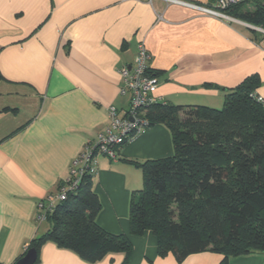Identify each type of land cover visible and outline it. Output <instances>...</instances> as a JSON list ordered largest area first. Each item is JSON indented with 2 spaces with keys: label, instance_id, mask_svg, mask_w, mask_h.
Listing matches in <instances>:
<instances>
[{
  "label": "crops",
  "instance_id": "obj_1",
  "mask_svg": "<svg viewBox=\"0 0 264 264\" xmlns=\"http://www.w3.org/2000/svg\"><path fill=\"white\" fill-rule=\"evenodd\" d=\"M191 1L211 6V0ZM250 25L163 0H0V264H15L50 228L36 220L38 202L57 191L73 161L107 129L109 107H128L119 68L135 60L138 42L151 54L155 95L174 105L220 108L226 89L252 74L264 98V35ZM116 153L96 157L93 182L100 225L132 240L127 264H219L220 253L180 262L173 253L158 254L153 232L130 234L131 197L143 187L134 161L172 156L169 128L153 125ZM124 260L119 252L94 264ZM35 264L89 263L48 241ZM229 264H264V254Z\"/></svg>",
  "mask_w": 264,
  "mask_h": 264
},
{
  "label": "trees",
  "instance_id": "obj_2",
  "mask_svg": "<svg viewBox=\"0 0 264 264\" xmlns=\"http://www.w3.org/2000/svg\"><path fill=\"white\" fill-rule=\"evenodd\" d=\"M248 1L227 11L264 28V0H254L253 8L245 7ZM258 85L259 76L252 74L226 89L220 108L165 101L145 109L149 128H169L174 153L134 161L142 170L143 187L131 197L130 234L153 232L159 255L173 253L181 262L190 254L211 251L223 255L219 264H229L233 257L264 254V103L258 99ZM101 209L93 175L86 174L77 190L49 213L50 228L34 237L28 249L39 253L52 241L89 264L119 252L127 264L132 240L101 226Z\"/></svg>",
  "mask_w": 264,
  "mask_h": 264
},
{
  "label": "built area",
  "instance_id": "obj_3",
  "mask_svg": "<svg viewBox=\"0 0 264 264\" xmlns=\"http://www.w3.org/2000/svg\"><path fill=\"white\" fill-rule=\"evenodd\" d=\"M152 1V0H150ZM167 4H179L213 16L226 22H243L230 14L227 9L245 0H217L216 5L208 6L191 0H163ZM264 35V28L250 25ZM151 54L144 40L137 44V53L133 62L119 68L122 84L120 95L129 98L128 107L120 112L114 105L109 107L110 124L100 133L97 140L87 145L73 161L70 172L64 178L56 192L48 194L37 205L36 220L41 223L47 220L55 206L75 192L86 174L97 172V156L107 155L111 159L117 157L116 148L133 141L149 128L150 121L145 116V109L153 104L164 103L162 97L155 95L159 80L150 66ZM264 103V98L258 96ZM25 246V251L28 250Z\"/></svg>",
  "mask_w": 264,
  "mask_h": 264
},
{
  "label": "water",
  "instance_id": "obj_4",
  "mask_svg": "<svg viewBox=\"0 0 264 264\" xmlns=\"http://www.w3.org/2000/svg\"><path fill=\"white\" fill-rule=\"evenodd\" d=\"M38 258L36 248H29L15 264H35Z\"/></svg>",
  "mask_w": 264,
  "mask_h": 264
},
{
  "label": "rangeland",
  "instance_id": "obj_5",
  "mask_svg": "<svg viewBox=\"0 0 264 264\" xmlns=\"http://www.w3.org/2000/svg\"><path fill=\"white\" fill-rule=\"evenodd\" d=\"M254 0H250L246 3L245 7H249V8H253L254 6V3H253Z\"/></svg>",
  "mask_w": 264,
  "mask_h": 264
}]
</instances>
